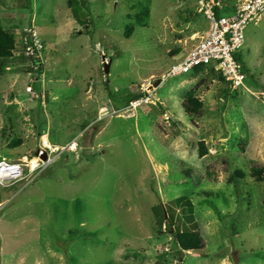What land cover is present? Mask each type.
<instances>
[{
    "label": "rangeland",
    "instance_id": "1",
    "mask_svg": "<svg viewBox=\"0 0 264 264\" xmlns=\"http://www.w3.org/2000/svg\"><path fill=\"white\" fill-rule=\"evenodd\" d=\"M67 1L0 0L15 43L0 72V161L51 160L0 187V264H264V17L245 28L233 89L209 66L167 77L210 29L199 0H87L89 36ZM23 33L41 46L40 72ZM159 205L174 210L171 231ZM176 226L203 248L170 252Z\"/></svg>",
    "mask_w": 264,
    "mask_h": 264
},
{
    "label": "built area",
    "instance_id": "2",
    "mask_svg": "<svg viewBox=\"0 0 264 264\" xmlns=\"http://www.w3.org/2000/svg\"><path fill=\"white\" fill-rule=\"evenodd\" d=\"M199 2L210 23V29L179 63L170 67L167 77L186 74L201 65L209 66L219 72L231 88H238L242 86L245 74L235 55L243 45L247 25L264 17V0H235L227 7L220 1L199 0ZM214 8L220 11V16H215ZM30 43L31 45L26 47L28 54L38 57L37 53L41 50L39 42L30 36ZM132 104L134 103L130 105ZM41 154L46 155V150L38 152L35 167L17 161H0V187L7 188L17 184L50 165L51 160L47 155L44 161L39 159ZM24 170H27V175H24Z\"/></svg>",
    "mask_w": 264,
    "mask_h": 264
},
{
    "label": "trees",
    "instance_id": "3",
    "mask_svg": "<svg viewBox=\"0 0 264 264\" xmlns=\"http://www.w3.org/2000/svg\"><path fill=\"white\" fill-rule=\"evenodd\" d=\"M212 2L220 1V0H210ZM29 2V0H28ZM222 5H225L223 1H220ZM29 4V3H28ZM67 6L71 12L72 17L79 22L84 27V34L90 35V32L87 30L89 27V22L87 17L89 15V5L87 0H68ZM144 12V11H143ZM146 13V11L144 12ZM215 16H219L220 11L217 8H214ZM137 17V16H136ZM88 22V23H87ZM133 28L131 26L126 27L124 32V37L128 38L132 32ZM23 36L27 40V45H31L30 43V34L23 33ZM15 43L12 35L7 34L4 32L3 28L0 25V72H2L5 68H7L8 61L12 57V52L14 51ZM32 65L36 68L37 72L42 70L40 65V60L38 57H31ZM235 59L241 64L242 70L244 69L243 62L240 57V53L235 55ZM205 69V66H198L193 68L190 72L198 73ZM244 72V70H243ZM245 73V72H244ZM219 79L228 84L224 78L219 74ZM106 91L107 96H110L108 93L107 84ZM196 88L189 91L185 97L183 98L182 102V110L184 114L189 118L193 119L199 117L202 113L203 104L202 102L195 96ZM140 96H131L129 95L126 98H123L124 105H127L131 100L137 99ZM17 145L20 143L19 141H14ZM13 147L16 145L12 144ZM199 148V156L202 157L206 155V150L204 147L203 142L198 143ZM263 169L257 165H254L251 168V175L254 178H261ZM234 176L240 178L241 175L237 171L234 172ZM175 219L176 216L174 214V210L168 206H161L157 207V226L160 230L161 227L171 231L172 228H175ZM171 240H170V252H174L176 254H183L185 252H196L203 248V238L199 234L198 230H178L177 226L176 229L171 232Z\"/></svg>",
    "mask_w": 264,
    "mask_h": 264
},
{
    "label": "water",
    "instance_id": "4",
    "mask_svg": "<svg viewBox=\"0 0 264 264\" xmlns=\"http://www.w3.org/2000/svg\"><path fill=\"white\" fill-rule=\"evenodd\" d=\"M102 59H103V58H102ZM107 72H108V64L105 63V64H104V73L107 74ZM41 159L44 160V159H45V156H41Z\"/></svg>",
    "mask_w": 264,
    "mask_h": 264
},
{
    "label": "bare ground",
    "instance_id": "5",
    "mask_svg": "<svg viewBox=\"0 0 264 264\" xmlns=\"http://www.w3.org/2000/svg\"><path fill=\"white\" fill-rule=\"evenodd\" d=\"M55 150H57V149H55ZM30 164H31L33 167H35V165H36L35 162H31Z\"/></svg>",
    "mask_w": 264,
    "mask_h": 264
}]
</instances>
